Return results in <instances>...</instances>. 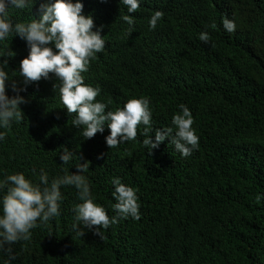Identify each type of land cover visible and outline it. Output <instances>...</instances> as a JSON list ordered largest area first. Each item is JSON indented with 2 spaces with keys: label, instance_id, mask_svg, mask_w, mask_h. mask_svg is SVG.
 Segmentation results:
<instances>
[{
  "label": "trees",
  "instance_id": "1",
  "mask_svg": "<svg viewBox=\"0 0 264 264\" xmlns=\"http://www.w3.org/2000/svg\"><path fill=\"white\" fill-rule=\"evenodd\" d=\"M82 3L83 13L104 25V50L82 74L101 89L96 99L115 111L129 99L148 98L153 130L173 127L184 104L199 147L185 158L166 138L149 154L138 130L134 141L109 148L107 128L84 140L72 126L75 113L60 102L58 79L28 85L20 92L22 119L0 129V179L21 172L38 182L41 168L52 179L75 172L82 155L90 162L84 174L94 202L114 215L111 180L119 177L137 190L141 216L101 229L102 238L87 229L79 235L72 225L81 201L65 186L60 214L32 229L29 241L10 246L12 264H264V0H141L130 14L131 34L119 0ZM38 8L33 0L10 8L9 16L13 24L27 23ZM157 10L163 18L150 30ZM225 17L235 22L234 32L224 30ZM202 31L208 43L199 40ZM0 51L9 79L20 86L25 42L11 34ZM6 93L16 94L11 81ZM61 146L74 154L69 165L60 164ZM6 259L0 251V264Z\"/></svg>",
  "mask_w": 264,
  "mask_h": 264
},
{
  "label": "clouds",
  "instance_id": "2",
  "mask_svg": "<svg viewBox=\"0 0 264 264\" xmlns=\"http://www.w3.org/2000/svg\"><path fill=\"white\" fill-rule=\"evenodd\" d=\"M119 3L126 6L129 13L121 19L127 23L131 34L134 19L130 14L138 10L141 0H119ZM31 4L33 0H0V42L15 34L28 49V54L19 63V74L23 78L20 86L16 80L9 79L5 70L8 60L0 59V129H8L13 122L22 119L20 105L26 100L20 92L26 91L27 86L34 82L55 77L60 81V102L68 114L75 113L71 123L81 128L84 140L104 133L107 128L109 134L104 137L106 145L116 148L122 143L134 141L139 130V134L145 137L142 143L149 154L166 138L182 157H189L198 149L199 137L193 127V116L184 104L179 105V113L172 117L173 127L153 130L148 98L129 99L115 111L107 110L108 104L96 99L101 89L86 84L82 74L88 71L90 61L95 59L96 54L104 50L105 40L101 35L104 25H95L93 17L83 13L82 0H39L35 19L13 24L9 9H24ZM163 15L161 11L154 12L148 21L150 30L157 27ZM222 26L228 33L236 28L235 22L227 17L222 19ZM198 38L208 43L209 34L202 31ZM0 57H3L2 51ZM6 81H11L12 91L16 93L11 97L6 93ZM4 139L5 133L0 131V142ZM60 149V164L69 165L73 152L64 146ZM103 156V153L98 154L97 159ZM89 166L90 162L81 155L75 172L66 171V174L52 179L43 168L38 173V182L26 178L21 172L7 174L0 179V251L8 254L4 264H12L15 260L10 247L13 243L29 241L32 229L60 214L63 199L61 189L65 186H73L81 201L74 207L72 225L79 235H84V229H87L102 238L101 229H108L120 219H140L137 190L123 184L119 177L111 180L115 199L111 207L115 214L109 216L102 205L94 202L90 182L84 174Z\"/></svg>",
  "mask_w": 264,
  "mask_h": 264
}]
</instances>
